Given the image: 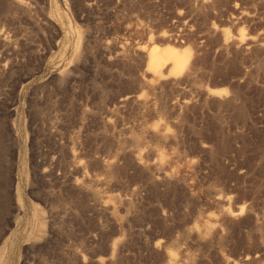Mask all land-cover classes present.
Segmentation results:
<instances>
[{
  "label": "rangeland",
  "instance_id": "1",
  "mask_svg": "<svg viewBox=\"0 0 264 264\" xmlns=\"http://www.w3.org/2000/svg\"><path fill=\"white\" fill-rule=\"evenodd\" d=\"M0 264H264V0H0Z\"/></svg>",
  "mask_w": 264,
  "mask_h": 264
},
{
  "label": "bare ground",
  "instance_id": "2",
  "mask_svg": "<svg viewBox=\"0 0 264 264\" xmlns=\"http://www.w3.org/2000/svg\"><path fill=\"white\" fill-rule=\"evenodd\" d=\"M178 50L179 49L174 48V47L173 48L172 47H161V46L153 45L152 47L148 49L147 66L152 69H156L158 68V66H160L163 63L164 60L168 61V59L169 60L171 59L173 61V65L170 71L174 72L177 67V61H178L177 59H178V52H179Z\"/></svg>",
  "mask_w": 264,
  "mask_h": 264
}]
</instances>
